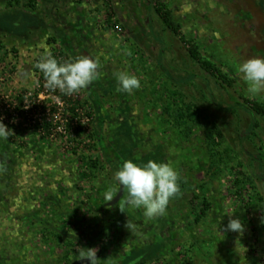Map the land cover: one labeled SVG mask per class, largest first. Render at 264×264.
<instances>
[{
  "label": "rangeland",
  "instance_id": "1",
  "mask_svg": "<svg viewBox=\"0 0 264 264\" xmlns=\"http://www.w3.org/2000/svg\"><path fill=\"white\" fill-rule=\"evenodd\" d=\"M18 1L8 7L0 0V16L18 18L0 19V29L11 33L0 34V120L13 135L0 141V264H70L82 246L71 238L76 247H68L55 236L64 229L96 252L111 243L97 264H124L159 243L158 256L146 264H264V233L255 230L264 198V121L250 129L245 101L264 102V92L250 96L238 72L245 60L264 58V0H160L185 38L235 80L223 90L221 105L208 100L201 79L178 85L169 78L167 72L187 70L182 53L188 44L163 29L151 0H39L35 9L24 6L28 0ZM33 12L40 17L34 19ZM42 18L50 25L44 28L51 34L46 41L39 28L27 27L43 25ZM84 51L98 64L97 79L71 96L59 90L45 95L35 70L38 59L50 54L65 62ZM118 71L135 75L141 87L121 92L113 76ZM25 99L29 108L9 117L4 101L22 106ZM31 100L37 109L49 107V115L32 109ZM64 100L66 110L71 101L81 112L80 134L59 119ZM237 102L243 107L227 110ZM179 107H190L191 118L175 128ZM213 122L224 136L210 145ZM123 125L130 127L134 146L122 134ZM147 154L170 164L178 183L186 185L166 215L153 220L143 209L126 207V194L108 204L119 190L114 173L121 164L142 163ZM96 159L98 168L91 167ZM237 177L243 182L237 184ZM204 199L210 208L195 223ZM230 219H239L242 231L225 232Z\"/></svg>",
  "mask_w": 264,
  "mask_h": 264
},
{
  "label": "clouds",
  "instance_id": "2",
  "mask_svg": "<svg viewBox=\"0 0 264 264\" xmlns=\"http://www.w3.org/2000/svg\"><path fill=\"white\" fill-rule=\"evenodd\" d=\"M35 67L43 74L45 87L52 91L71 96L87 87L97 79L98 64L90 55H82L74 60L60 62L50 54L42 56ZM241 74L250 96H258L264 92V58L254 57L239 64ZM119 90L131 94L141 87L140 80L125 71L113 73ZM11 130L0 120V141H7ZM119 190L126 194L125 205L134 209H143L144 217L153 220L165 216L168 205L179 191V174L167 163H157L149 160L146 163H136L125 160L114 173ZM120 210L124 212L121 208ZM231 216V215H229ZM129 227V224H128ZM239 219H230L224 231H242ZM75 260L87 259L90 264H97L95 249L78 247ZM106 264H118L116 260Z\"/></svg>",
  "mask_w": 264,
  "mask_h": 264
},
{
  "label": "trees",
  "instance_id": "3",
  "mask_svg": "<svg viewBox=\"0 0 264 264\" xmlns=\"http://www.w3.org/2000/svg\"><path fill=\"white\" fill-rule=\"evenodd\" d=\"M38 1L39 0H28L27 4L25 3L26 5H24V6H30L32 9H35V8H37L36 6H37ZM19 2L20 1H18V0H7L6 3H7L8 7H15V5H18ZM149 7H150L151 11L154 12L156 14V16L161 20L162 23H159V24H161L163 26L164 30L169 31L173 36L178 37L182 43L188 44L187 47L184 46V52L182 53V59L187 64V66H186L187 70H184L183 72H177L176 75L171 73V72H167L169 78L172 79L174 84H178V85L179 84H188L189 85L193 81H195L197 79H201L205 83V86L208 87L209 92H210V98H208V96L205 95V99L207 100V98H208V100L210 102L213 101L215 103H218L219 105L223 104L224 97H223L222 92H223V90H226V88H228V87H233L235 80L231 79L229 77V75L226 72H224L222 70V68L216 62L204 57L200 51V45H198L197 43H195L193 41H189L188 39L185 38V36L182 34L181 23L176 22L171 9L168 8L167 5L161 4L160 0H151V2L149 3ZM19 14H21L20 15L21 18L24 17V20H25V17H27V15H25L22 12H20ZM33 14H35L34 16H32L34 19H35V17H40L39 13L33 12ZM0 19L10 20V21H12L11 23H15V22H17L18 18L16 17V14H14L13 16H5V14H3L0 16ZM40 23H44V24L41 26H33L32 28L37 30L38 28L41 29V28L47 27V23H46L44 18L40 19ZM18 24L20 26H22L21 23H18ZM14 26H16V25H14ZM151 26H152V24H151ZM5 29H6V27H5ZM25 34H27V35H25L24 38L29 39L28 30H27V33H25ZM157 39L163 40L162 37H158ZM51 40H55V38H53ZM165 43L166 42L164 41V44ZM162 52H165L164 47H162ZM162 52H160V53H162ZM54 59H56V58H54ZM56 60L58 61V59H56ZM70 60H72V59H69V61ZM38 62H39V59H38L37 63ZM162 69L164 71H167L164 66L162 67ZM35 70L37 73V78H38L39 82L41 83V86L44 88L45 80H44L43 74L36 67H35ZM196 70H199L201 72V74L197 73ZM217 91H218L219 98L221 97L219 100H218L217 93H216ZM179 94L181 96H183V91H179ZM245 101L250 105L249 113H250L252 120H253L250 129H253L257 125H259L258 119H262L264 121V102L251 101V100H245ZM241 106H242V104L240 102H237L234 105L228 106L227 110H231V109L236 110V108L241 107ZM196 108L197 109L199 108L197 104H196ZM191 110L192 109L190 107H186V108H184V107L180 108L179 107L176 110V118L174 119V121H175L174 125L176 126L175 128H179L182 118L186 117L187 120H189L191 118ZM66 112L69 113L68 123H67L68 128L69 129L74 128L76 133L80 134L83 131L82 124L80 122L82 115H81V112L78 110L76 102L74 103V102L70 101V105L68 106ZM87 115H89V113ZM75 123H76V125H75ZM213 127L215 129V133L214 134L212 133V135L210 134L208 136L210 145H214L215 143L219 142V140L222 139L224 136L223 130L220 127L219 123L213 122ZM37 128L39 129V125H37ZM188 128H189V126H188ZM191 129H190V131H192ZM121 132H122V134L128 136V138L131 142V145L134 146L135 139L133 137L134 135L131 133L130 127L128 125H123V127L121 128ZM10 138H13L12 134L10 135ZM117 142H120V140ZM212 155H214V153H212ZM150 159L158 162L157 159L152 154L145 155L143 157V159H141L140 161H142V163H146ZM90 164H91V167L98 168L97 159L92 160L90 162ZM240 174H242V171L238 170L237 176H239ZM242 182L243 181L240 179V177L236 178L237 184H240ZM178 184H179V191L175 195L174 198H179L184 191L183 188L186 186L182 181L179 182ZM239 192H240V190H239ZM237 194H238V192H237ZM174 198H172V199H174ZM261 200H263V206L260 208V213H259L260 218L258 220L259 225L257 227H255V230L264 233V198L261 197ZM201 204L202 205L200 206L198 213L194 219L195 223H199L206 216L207 211L210 208V203L206 199H204ZM61 231H58L55 235L57 238L61 239V241H64L67 244L69 242L68 239L71 240V238H72L75 240L74 244H76V245L79 244L85 249L87 248V245L85 244V242L83 241V239L80 236L74 237L73 235L69 234L66 229L61 230ZM68 244H67L68 247H70V246L72 248L76 247V245L72 246L70 242ZM110 244L101 246L100 249L103 251L102 254L105 253L110 248ZM160 245H161V243H159L158 246H155V245L149 246V247L145 246L143 249H140V251H138V252L136 251L135 254H133L124 264H146L147 261L152 260L154 257L158 256L159 250H160ZM75 259H76V254L70 260H68V258H67L69 263H71ZM181 264H190V263L183 262Z\"/></svg>",
  "mask_w": 264,
  "mask_h": 264
},
{
  "label": "built area",
  "instance_id": "4",
  "mask_svg": "<svg viewBox=\"0 0 264 264\" xmlns=\"http://www.w3.org/2000/svg\"><path fill=\"white\" fill-rule=\"evenodd\" d=\"M2 67V65L0 64V68ZM3 78H1L0 77V81L2 80ZM50 91V89H48V88H44L43 89V93H45V95H47V96H50L49 94H48V92ZM38 97H40L41 98V95L39 94L38 95ZM25 102H28L27 101V99H25V101H24V103H23V105L20 107L17 103H8L6 100L4 101V105H5V107L7 108V110L9 111V117H17V115H18V111H19V109H17V108H29V107H27V105L25 104ZM31 102V104L29 105L32 109L33 108H35V111H37V113H39V114H48L49 115V110H50V108L48 107V108H46V107H44L43 109H37V104L35 103V101H33V100H31L30 101ZM66 104V102H65V100H64V102H63V106ZM65 110H66V108H65V106L63 107V109L61 110L60 108H58V115H60V121H67L68 119H66V117H64V115H66L65 114ZM61 111H63L62 112V114H63V118L61 117ZM57 116V115H56ZM56 125V123L53 125V126H55ZM64 133L66 132L65 131V129H64V131H63Z\"/></svg>",
  "mask_w": 264,
  "mask_h": 264
},
{
  "label": "water",
  "instance_id": "5",
  "mask_svg": "<svg viewBox=\"0 0 264 264\" xmlns=\"http://www.w3.org/2000/svg\"><path fill=\"white\" fill-rule=\"evenodd\" d=\"M84 55H90L92 58H94L88 51H84ZM124 196H123V191L118 190V193L116 194V196L108 204L111 206L116 205L117 203H119L124 198ZM102 252L103 251L101 249L96 252L97 259H99L101 257ZM70 264H90V261L87 259L74 260Z\"/></svg>",
  "mask_w": 264,
  "mask_h": 264
},
{
  "label": "crops",
  "instance_id": "6",
  "mask_svg": "<svg viewBox=\"0 0 264 264\" xmlns=\"http://www.w3.org/2000/svg\"><path fill=\"white\" fill-rule=\"evenodd\" d=\"M33 27V25H30V24H28L27 25V27ZM35 26V25H34ZM47 26L49 27L50 25H48L47 24ZM29 27V28H30ZM40 31L38 32V31H36L37 33H41V34H43L44 35V38H45V41L46 40H48L47 38H48V36H50L51 34H50V32L48 31V29L47 30H44V28H41V29H39ZM2 33V35H4V34H6V36H8V35H10L11 33L10 32H7V31H5V30H2V29H0V34ZM33 34H35V31H34V33ZM31 39V38H30Z\"/></svg>",
  "mask_w": 264,
  "mask_h": 264
},
{
  "label": "flooded vegetation",
  "instance_id": "7",
  "mask_svg": "<svg viewBox=\"0 0 264 264\" xmlns=\"http://www.w3.org/2000/svg\"><path fill=\"white\" fill-rule=\"evenodd\" d=\"M253 1H255V2H256V1H258V0H253ZM256 5H258V4L256 3ZM261 6H262V5H261ZM261 8H262V7H261Z\"/></svg>",
  "mask_w": 264,
  "mask_h": 264
}]
</instances>
